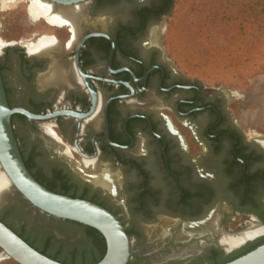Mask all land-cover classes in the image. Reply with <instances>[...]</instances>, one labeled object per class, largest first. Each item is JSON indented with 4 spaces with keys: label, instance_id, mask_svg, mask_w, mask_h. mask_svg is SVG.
<instances>
[{
    "label": "flooded vegetation",
    "instance_id": "flooded-vegetation-1",
    "mask_svg": "<svg viewBox=\"0 0 264 264\" xmlns=\"http://www.w3.org/2000/svg\"><path fill=\"white\" fill-rule=\"evenodd\" d=\"M175 1L90 0L76 32L58 27L54 50L2 46L0 70L11 108L44 118H12L27 168L112 212L129 264H228L264 246V136L241 129L224 91L171 65L161 44ZM55 69L69 85L48 83ZM95 165L117 175V193L81 174ZM11 191L0 221L31 248L60 264L98 258L93 245L65 242L77 224ZM0 264L19 263L0 247Z\"/></svg>",
    "mask_w": 264,
    "mask_h": 264
},
{
    "label": "rangeland",
    "instance_id": "rangeland-1",
    "mask_svg": "<svg viewBox=\"0 0 264 264\" xmlns=\"http://www.w3.org/2000/svg\"><path fill=\"white\" fill-rule=\"evenodd\" d=\"M32 1L1 0L0 51L4 45L20 42L28 51L35 41L61 36L60 26L32 18ZM261 12L264 16L257 0H176L161 45L179 72L207 88L224 91L243 131L264 136V23L258 22ZM75 159L82 163L78 157ZM67 231L74 237L65 242L90 243L78 226L69 225Z\"/></svg>",
    "mask_w": 264,
    "mask_h": 264
},
{
    "label": "water",
    "instance_id": "water-1",
    "mask_svg": "<svg viewBox=\"0 0 264 264\" xmlns=\"http://www.w3.org/2000/svg\"><path fill=\"white\" fill-rule=\"evenodd\" d=\"M46 1L53 4L55 9H59L84 5L90 0ZM16 114L30 119H44L22 108H11L0 70V170L9 179L11 187L13 186L29 205L42 213L98 231L107 243L106 256L98 264H129L133 255L131 240L123 223L112 212L90 201L51 192L34 178L23 160L15 136L12 118ZM93 185L101 187L94 183ZM0 247L19 264H60L31 248L1 221ZM228 264H264V246Z\"/></svg>",
    "mask_w": 264,
    "mask_h": 264
},
{
    "label": "bare ground",
    "instance_id": "bare-ground-1",
    "mask_svg": "<svg viewBox=\"0 0 264 264\" xmlns=\"http://www.w3.org/2000/svg\"><path fill=\"white\" fill-rule=\"evenodd\" d=\"M2 1L7 2L8 0H2ZM0 2H1V0H0ZM84 6L85 5H79V6H74L71 8L55 9V6L46 0H33L29 11H30V15L34 19L43 18L46 21L52 23L53 25H57V26H63L64 24H68V25H71L72 28L75 29V32H76L79 28V21L84 14V8H85ZM27 47H29V45ZM57 47H58V45L55 42V40L47 37V38H43L42 40H39L38 43H32L31 46L29 47V52L31 54H45L48 51L54 50ZM70 82H71V80L69 79V77H65L64 75L61 74L60 70L55 69V70H53L52 75L50 76L48 83H53V84H56L57 86H59L60 88H63L64 85H69ZM48 136H49V134H48ZM49 138H50L49 140L51 142H53L56 147H60V144H58V142H56V140L54 138H51V137H49ZM61 151H64V150H61ZM103 168H100L98 165H95V170L93 173H85L84 172L81 174L84 177H86V179H89V181H91L92 183L97 184V185L101 186L102 188H104L106 191H109L112 194L117 193V190H118L117 182H118L119 178L116 177L117 175H114V173L111 172L110 170H104ZM11 192L12 191H11V185H10L9 179L2 172V170H0V205L3 204L7 200L8 196L11 195ZM167 228H168V226H167ZM161 233L164 235L165 230L162 229ZM159 234L160 233H158V236H159ZM162 234H161V237L163 236ZM184 235H186V234H184ZM152 236H153V234H152ZM164 239H165V237H164ZM153 241H154V239H153ZM182 253L186 254L185 251ZM178 254H177V256H178Z\"/></svg>",
    "mask_w": 264,
    "mask_h": 264
},
{
    "label": "trees",
    "instance_id": "trees-1",
    "mask_svg": "<svg viewBox=\"0 0 264 264\" xmlns=\"http://www.w3.org/2000/svg\"><path fill=\"white\" fill-rule=\"evenodd\" d=\"M257 5L263 7L264 9V0H257ZM263 12H261L260 17L258 18V22H262L264 23V16L262 15ZM29 171L32 173V175L34 176V178L40 183L42 184L44 187H46L48 190H50L51 192H54L56 194L59 195H63V196H67V197H71L73 199H80V200H85V201H90L95 203L96 201L91 198L88 197L85 194H74L70 188V186H68V184L61 179H57V181L53 180V181H49L48 179H46L44 177V175L42 173H40V177H37L30 168H28ZM60 182V183H59ZM77 224V223H75ZM76 226L83 228V225H79L77 224ZM86 228V235L87 237L90 239V243L88 245H93L94 246V256L98 257L95 258L92 262H89L87 264H98L100 263L104 257L106 256L107 253V243L105 238L95 229L89 228V227H85ZM13 231V229H12ZM17 233V235L24 240L27 244L31 245L32 247H34V243H32L28 238H26L22 233L19 232H15ZM250 253V252H249ZM248 253V254H249ZM96 254V255H95ZM75 264V263H72ZM86 264V263H84Z\"/></svg>",
    "mask_w": 264,
    "mask_h": 264
}]
</instances>
